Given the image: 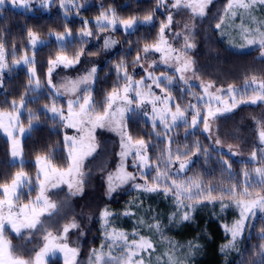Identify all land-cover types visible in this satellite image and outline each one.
<instances>
[{"label": "snow or ice", "instance_id": "snow-or-ice-1", "mask_svg": "<svg viewBox=\"0 0 264 264\" xmlns=\"http://www.w3.org/2000/svg\"><path fill=\"white\" fill-rule=\"evenodd\" d=\"M212 2L213 0H156V10L164 8L166 20L159 24L156 40L152 43L146 42L138 51L134 64L144 67L142 61L147 60L150 53H159V63H162L165 69H172V72L161 70V74L157 76L154 70L157 69L158 62L153 59L144 69L146 75L135 80L128 73L127 65L121 61L116 65V83L105 95L102 104H98L92 95V85L98 79V68L95 65L76 79L66 78L59 84L53 81V72L58 67L74 68L80 64L81 56L85 55L83 47L73 56L65 54L69 46L76 43L71 29L66 26L64 33L52 37L60 54L48 60L46 85H42L37 76L35 61V50L45 44V41L31 29L27 31L33 56L30 58L25 54L15 59L14 51L13 64L24 65L28 69L26 93L43 95L42 88H44L47 91L46 99L50 100V103L45 104L38 112H32L27 105L37 101L26 100L21 96L19 103L13 101L8 110H0V131L7 136L10 146L11 160L8 166L19 169L7 178L0 177V264H49L50 258L56 257L57 253L62 254L63 264H77L79 249L70 247L68 243L69 232L80 228L75 217L55 230L46 227L48 221L41 218L47 216L51 220L60 215L61 206L48 195L51 189L66 184L69 196L83 194L84 161L99 147L95 136L96 130L104 128L117 131L121 138L120 162L115 173H109L107 176L106 195L109 199L118 188L129 183L137 192H162L165 198L170 196L175 204V210L168 217L169 223H183L192 219L197 203L214 204L219 197L221 211L234 206L239 213L231 225L223 226L225 234L230 235V239L221 247V251L227 252L238 248V240L243 237L246 230L253 227L252 221L257 214L264 215V120L256 121L259 146L254 148L249 158L255 166L250 170L247 167L242 169V181L233 174L230 162V158L238 155V152L229 145V158L224 157L219 147L220 138L217 136L213 139V125L218 114L229 112L241 104L264 107V78L256 75L245 77L240 87L232 84L218 87L214 81H201L200 93L191 91L193 85L190 81L200 79L190 56L191 50L196 46L195 22L206 17V9ZM35 3L36 0H0V9L11 6L23 11H31ZM55 3L56 0H39V7L48 9ZM59 6L65 10V16L72 9L81 7L76 0H59ZM258 6H264V0H226L222 14L216 17L214 28L223 36L225 28L229 26L226 21L234 24L239 16L241 22L238 31L243 40L240 46H257L261 57L264 58V22L256 21L253 15ZM100 7L102 10L95 20V28L101 32L122 28L127 35L135 33L141 25L155 26L156 10L148 12L142 19L135 15L120 18L114 9L103 10L104 6ZM169 9H174L177 13L187 10L191 14L189 17L191 25L186 23L181 32L173 34L183 39V45L179 48L173 47L167 36L168 33H172L173 26V14ZM245 17L249 21L247 24ZM89 23L86 20L82 22L78 34V42L81 46L88 43L87 38L95 37V33L89 28ZM115 44L116 41L111 37L103 40L105 50ZM7 67L5 44L0 42V74ZM176 85H179L181 99L184 95H192L195 103L189 102L186 108L181 107L179 103H173L176 98L171 92ZM153 86L160 89L163 95L153 91ZM3 87L0 76V88ZM65 96L67 97L66 113L65 106L60 105L59 100L60 97ZM23 111H28L27 128L24 127L21 119ZM40 115L48 117L53 124H58L61 128L75 129L77 134H64L66 166H57L51 151L36 155L34 164L36 176L33 180L24 170L21 140L36 130L38 125L33 121H39ZM133 115L150 120L157 143L166 144L159 156L150 157L149 142L144 138L135 139L129 133L128 121ZM201 124L203 132L209 134L207 138L213 141L210 146L206 147L197 141L191 146L185 144L187 151H180L179 147L173 150L172 145L176 143L171 135L173 131L183 127L187 138L190 134L187 130H198ZM191 134L194 135V132ZM213 152L218 157L217 163L221 175L227 174L229 186L226 188L205 185L198 174L186 175L194 164L191 157L202 156L207 163ZM129 156L132 157V167L136 169V173L127 170ZM137 179L143 180L144 183H137ZM257 188L260 189L259 192L254 191ZM25 189H28V196H31L32 192H36V196L34 200L29 199L21 203ZM225 198L231 203H224ZM122 214L134 215L130 210H125ZM113 215L107 207L99 212L104 241L98 249L91 250L88 264H152L153 254L156 253L153 240L140 234L138 228L130 234L116 229L110 219ZM64 218L67 219V215ZM137 223L150 232L160 234L161 239H164L162 224L157 217L153 216L151 222H146L141 217ZM38 226L43 243L39 250H32L25 255L26 248L14 246L10 236L14 233L15 237L26 245L32 242ZM260 239L264 241V227L261 228ZM168 244L169 250L156 256V264H184V261L175 255L178 246L171 241ZM198 248L199 245L194 242H189L187 245L189 254L195 253ZM256 256L258 259L253 261V264H264V243L257 247Z\"/></svg>", "mask_w": 264, "mask_h": 264}, {"label": "trees", "instance_id": "trees-1", "mask_svg": "<svg viewBox=\"0 0 264 264\" xmlns=\"http://www.w3.org/2000/svg\"><path fill=\"white\" fill-rule=\"evenodd\" d=\"M76 2L81 7L72 9L67 16L64 15L65 10L59 7L58 1L52 7L51 14L29 13L10 8L0 10V42L5 44L7 60L10 63L13 62L14 51L15 59H19L25 54H33L28 44L27 31L29 29L36 32L39 37L48 39L47 44L35 50L37 76L40 78L41 84L46 85L48 60L60 54L55 40L49 37L50 34L64 33L67 26L71 29L73 37L76 38V43L70 45L65 54L73 56L83 47L85 52L83 56L95 59V56L100 54V47L96 43L101 33L95 28L94 22L102 10L101 5L104 6L103 10L114 9L120 18H129L135 15L142 19L148 12L156 10V0H76ZM224 5L221 1L212 6L207 20L201 24L197 33L196 60L202 77L214 81L218 85L241 84L245 77H251L252 75L264 77V59L258 55L257 46H240L243 44V40L238 31L241 22L239 16L234 24L226 21L229 26L225 28L223 36L215 30L216 17L222 14ZM77 12H79V15H77ZM253 15L256 21L264 22V6H258ZM85 20L90 22L89 28L95 33V37L87 38L88 43L81 46L78 42V34L82 28V22ZM165 20L166 14L160 8L155 11V26L142 25L135 33L127 35L121 30L116 31L120 45L99 64L97 67L98 79L92 87L93 98L98 104L103 103L105 95L112 90L116 83V65L123 61L127 65L128 73L132 71L136 66L134 61L138 51L144 47L146 42L152 43L156 40L159 24ZM245 23H249L247 17H245ZM27 72V68H20L6 73L3 80L4 87L0 88V110H8L13 101L19 103L21 96H24L26 100L37 101L27 105L32 112H38V110L44 108L45 104L50 103V100L46 99L47 91L44 88H42L43 95L26 93ZM185 90L187 91V89ZM191 91L199 93L200 90L198 87L193 86ZM171 95L176 98L175 102L184 108L187 107L189 102L194 101L192 95H184L181 99L178 85L173 87ZM59 100L60 105L65 106L66 110V101L61 98ZM258 108H244L240 113L253 114L258 111ZM27 118L28 111H24L21 119L26 126H28ZM253 121V119L246 118L239 124L235 122L238 129L232 130V135L235 134L236 139L242 138L250 149L254 147L252 143L254 134L249 133L247 129L249 125L251 127L254 125ZM33 123L37 124L38 127L24 138L22 146L25 159L24 170L35 180L36 168L34 161L37 154H45L51 151L54 163L59 167L66 166L67 161L66 150L63 147V128L58 124H53L44 115H40L39 121H33ZM128 131L135 139L144 138L149 142L148 154L152 158L159 156L161 150L166 147V144L157 143L151 122L145 117L131 116L128 121ZM157 131H160V129H157ZM185 131L183 127H180L171 133L176 141L172 145L173 150L179 147L180 151H187L188 149L184 145L191 146L197 141L206 147L212 144L206 133L203 132L202 125L199 126L198 130L188 129L187 131L190 134L187 138L185 137ZM193 132L194 135L191 134ZM239 135H241L240 138ZM9 147L8 141L0 132V177L7 178L19 170L16 167L8 166L11 160ZM223 154L226 159L229 158L227 152H223ZM191 159L194 164L191 166V171L186 173L187 176L198 174L205 185L218 188L229 186L227 174L221 175L220 166L217 163L218 157L215 152L212 153L211 159L207 163H205L204 157L199 155L193 156ZM230 162L232 163L233 174L241 181L243 180L242 169L247 167L250 170L255 166L254 162L242 161L234 157L230 158ZM254 191L259 192L260 189L257 188ZM33 194H36V192ZM119 199L117 204L107 207L114 214L110 218L113 227L129 234L138 228L140 234L153 240L154 235L157 233L150 232L143 225H139L137 221L142 217L146 222H151L152 217L155 216L161 221L164 237L172 242L177 240L179 243L182 239V245H187L189 242L199 245L195 258L189 264H253V261L258 259L256 256L257 247L264 243L260 239L264 221L258 219L252 231L246 230L243 237L238 240L236 250L221 251V247L228 243L230 239V235L225 234L223 226L231 225L229 220L232 216L226 212L222 214L219 197L214 204L197 203L194 217L183 223H169L168 217L175 210V204L170 196L165 198L162 192L144 193L133 191ZM229 202L231 201L228 198L224 199V203ZM186 203L189 202L186 201ZM125 210H130L134 215L124 216L122 213ZM49 264H62V261L54 258L49 261Z\"/></svg>", "mask_w": 264, "mask_h": 264}, {"label": "rangeland", "instance_id": "rangeland-1", "mask_svg": "<svg viewBox=\"0 0 264 264\" xmlns=\"http://www.w3.org/2000/svg\"><path fill=\"white\" fill-rule=\"evenodd\" d=\"M56 1L59 2V0H56ZM221 1L223 2V4L226 3V0H213V2L206 9V12H207L206 17L203 18L202 20L198 19L195 22L196 26H195L194 42L196 46L194 49L191 50L190 56H191V59L194 61V66L197 70V74L200 77V79H193L190 81V83L193 86H196L198 88H199L201 81L207 82L210 80L204 79L198 68V64L196 60L197 33H198V30L201 24L207 20L209 16V11L212 9V6ZM54 5L55 4H53L48 9L41 8L39 7V0H36V3L32 6L31 11H23L20 8H13L11 6H6L4 9L10 8V9H14L17 11H23V12H29V13L36 12V13H43V14H51L52 7ZM161 10L164 11L165 13L164 8H161ZM169 11H171L173 14V26H172V33H168L167 36H168L169 42L173 45V47L179 48L183 45V39L182 37H175L173 34L175 32H181L183 30L184 24L187 23L191 25L192 22L189 19L191 14L187 12V10H184L179 13H177L176 10L174 9H169ZM222 11H223V8H222ZM119 30L123 31L122 28H119L118 31ZM116 31H105V32L100 31L99 33H101V35L96 43L100 47V54L98 56H95V59H92L88 56H81L80 64L76 65L74 68L66 69L62 66L58 67L55 70V72H53L54 83L59 84L60 82L64 81L66 78L76 79L78 76L82 75L84 72L90 69L93 65L98 67L99 64L105 60V58L111 55L119 47L120 43H119L118 37L116 36ZM54 36H55L54 34H50L49 37L52 39V37ZM108 37H111L112 39H114L116 41V44L112 48L105 50L103 48V40L104 38H108ZM39 38L45 41V44H47L49 41L48 39H44L41 37ZM43 45L39 46L37 49H39ZM27 55L30 58L33 56V54H27ZM159 55H160L159 53H150L149 58L147 60L142 61L144 67H141L139 64H136L135 68L132 71H130L129 74L132 75L135 80L141 79L143 76L146 75L144 69L147 68L148 64L152 63L153 59H156L158 62L157 69L154 70L157 76L161 74V70L172 72V69L170 68L165 69V66L162 63H159ZM258 55L260 56V58H262L260 55V52ZM7 63H8V67L3 70L2 74H0V76H2V80H4L6 73H8L11 70L27 68L24 65H18V66L14 65L13 62L10 63L8 60H7ZM188 75H190V73ZM260 78H264V77H260ZM243 82L241 84L232 83V85H235L236 87H240L242 86ZM94 84L92 85V87L94 86ZM216 85L218 87L228 86V85H218V84ZM199 90L201 91L200 88ZM153 91H155L158 95H163L160 92V89L155 88L154 86H153ZM195 93H198V92H195ZM60 98L63 99L64 101H66L67 99L66 96L60 97ZM191 102L195 103V100ZM173 103H176V102L173 101ZM250 107H259V108H258V111H255V113L253 114L240 113L244 108H250ZM66 112H67V109L65 110V113ZM149 112H150V106H149ZM23 113L24 111L22 112V115ZM246 118L254 120L252 122L254 123V125H252L253 128L249 125L247 129L249 133L254 134L253 140H252L254 147L252 149L246 146L247 144L246 142L242 140V138L236 139L237 137L235 136V134L232 135V130L238 129L235 126V122L239 124V122H243ZM257 120H264V107L260 105L241 104L229 112L220 113L217 115L215 119V123L213 125V132H212L213 139H215L217 136L220 138L221 145L219 147L222 149L223 152L228 153L229 145H231L232 149L238 152V155L234 156V158L238 160H242V161H250L249 158H250L251 152L254 150L255 147L259 146L258 126L256 124ZM24 127L27 128L28 126L24 125ZM0 132L2 136L8 141L7 136H5L2 131ZM63 132L64 134L67 133L68 135L77 134L75 129H72V128H63ZM206 135L208 136L209 134L206 133ZM95 136H96V141L99 144V147L96 149V152L92 156L88 157L84 161L85 184H84L83 194L69 196L68 195L69 190L66 184H62L59 188L51 189L48 192V195L50 196L51 199H53L54 201H57L58 204L61 206L60 215L51 220L47 216L41 218L42 220L48 221V223L45 225L46 227H49L55 230V228L60 227L64 223H66L67 220H70L73 217H75L77 222L80 224V228L69 232L68 243L70 247H77L79 249V255L77 257V264H88V257L90 255L91 250L94 248L98 249L101 243L104 241L103 234H102V228H101V224L99 220V212L105 207H110L112 205L117 204L118 201L120 200L119 198L124 197L127 194L132 193L133 191H136L131 187V183H129L127 185H124L121 188H118L117 191L112 194L111 199L108 198V196L106 195L107 176L109 173H115L117 165L120 162L119 153L121 151V144H120L121 138L118 135L117 131L109 130L108 128L97 129L95 132ZM240 137L241 135H239V138ZM24 138H22L21 140L22 144H23ZM210 141L211 143L213 142L212 140ZM258 156H259V153H258ZM127 170L129 172L136 173V169L132 167V157L131 156L127 158ZM136 182L144 183L143 180H139V179H137ZM27 193H28V189H25L24 196L22 197L21 203L27 202L29 199H33V200L35 199L36 194H33L34 192H32L31 196H28ZM225 212L232 216V218L229 220L230 224H232L237 219L238 214H239L238 210L234 206L224 209L222 211V214H224ZM66 215H67V219L64 218ZM194 215H195V212L192 213V218L194 217ZM258 219H262L264 221V215L260 213L257 214V217L252 221L253 227L248 229L249 231H252ZM10 239H12V243L14 246H17V247L24 246L26 248L25 255H27V252H30L32 250H39V247L43 243L41 232L39 231V226H38V230L35 231V234L33 236L31 243H27L25 245L24 242L20 241L18 238L15 237L14 233L11 234ZM154 241H157V242L154 243ZM169 241L171 240H169L166 237H164V239H161V236L158 233L154 235L153 243L156 246V253L153 254L152 264H156L155 258L157 255H161L165 251L169 250V244H168ZM182 241L183 240L181 239V242ZM181 242L179 243L177 240L172 242L174 245L178 246L176 248L175 255L178 259L184 261V264H189L190 261L193 258H195L197 252L193 254H189L187 251L188 244L182 245ZM54 258L60 259L63 264L62 254L57 253L56 257ZM54 258H50V260Z\"/></svg>", "mask_w": 264, "mask_h": 264}]
</instances>
